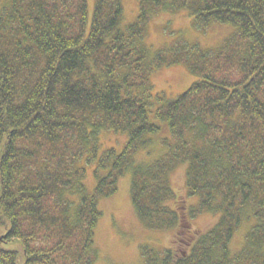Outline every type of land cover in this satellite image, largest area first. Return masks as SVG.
Masks as SVG:
<instances>
[{"label":"trees","instance_id":"16d2710c","mask_svg":"<svg viewBox=\"0 0 264 264\" xmlns=\"http://www.w3.org/2000/svg\"><path fill=\"white\" fill-rule=\"evenodd\" d=\"M136 3L135 22L123 26V0H0V264H91L99 203L126 173L142 223L175 225L184 247L161 258L148 250L144 264H264V0ZM176 11L197 29L235 30L220 49L182 43L152 53L147 23ZM169 57L198 77L172 98L152 82ZM150 115L167 124L166 150L139 160L160 131ZM102 131L124 135L119 153L100 149ZM177 166L194 205L171 186ZM202 211L215 221L193 231ZM12 240L19 249L4 247Z\"/></svg>","mask_w":264,"mask_h":264},{"label":"rangeland","instance_id":"374dc122","mask_svg":"<svg viewBox=\"0 0 264 264\" xmlns=\"http://www.w3.org/2000/svg\"><path fill=\"white\" fill-rule=\"evenodd\" d=\"M89 5L91 6V0ZM123 26L135 22L138 15L136 0H123ZM235 27L213 22L203 29H197L191 18L184 11L166 12L151 19L145 30V44L152 53L157 50L169 48L176 44L196 43L202 49H220ZM170 62L152 74L153 93L162 94L166 98H172L184 92L198 77L191 75L182 62ZM156 100L153 101L155 105ZM155 107V106H154ZM154 109V108H153ZM150 121L160 125L158 134L152 136L150 154L144 150L136 153V159L147 160L157 157L166 150L161 139L169 135L166 122L156 120L152 115ZM101 150L114 147L119 153L125 143L122 134L112 131H102L98 137ZM100 154V151H99ZM144 156V158H142ZM141 158V159H140ZM95 163L86 166L85 186L92 192L95 179L93 170ZM169 181L176 194L184 198V205L190 206L196 203V198H187L184 195L182 185L184 183V166H177L169 173ZM129 173L120 176L117 180L116 191L108 198L101 199L99 207L101 217L97 222L93 238V260L91 264H144L145 252L150 250L161 258L163 253L170 249L176 252L182 250L183 245L178 244V227L161 226L153 228L143 224L131 204L129 196ZM167 206L176 208L177 203L173 199L167 201ZM215 221L210 212H199L190 220V227L194 231L204 232ZM249 223L243 221L235 230L229 244L232 253L237 252L244 242V235ZM4 247L16 250L20 248L17 240L4 245ZM145 255V256H144Z\"/></svg>","mask_w":264,"mask_h":264}]
</instances>
